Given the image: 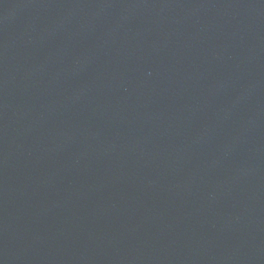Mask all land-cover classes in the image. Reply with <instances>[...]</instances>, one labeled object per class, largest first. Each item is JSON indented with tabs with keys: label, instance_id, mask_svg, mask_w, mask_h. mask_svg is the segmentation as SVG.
I'll return each instance as SVG.
<instances>
[{
	"label": "water",
	"instance_id": "1",
	"mask_svg": "<svg viewBox=\"0 0 264 264\" xmlns=\"http://www.w3.org/2000/svg\"><path fill=\"white\" fill-rule=\"evenodd\" d=\"M0 264H264V0H0Z\"/></svg>",
	"mask_w": 264,
	"mask_h": 264
}]
</instances>
